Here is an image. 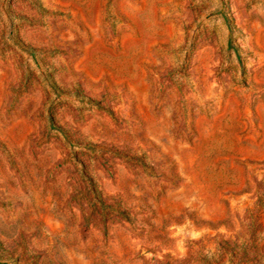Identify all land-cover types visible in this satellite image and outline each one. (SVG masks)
<instances>
[{"label":"rangeland","instance_id":"1","mask_svg":"<svg viewBox=\"0 0 264 264\" xmlns=\"http://www.w3.org/2000/svg\"><path fill=\"white\" fill-rule=\"evenodd\" d=\"M0 264H264V0H0Z\"/></svg>","mask_w":264,"mask_h":264}]
</instances>
